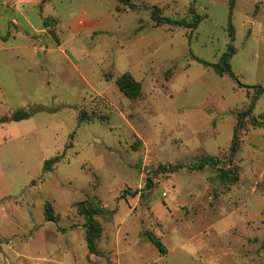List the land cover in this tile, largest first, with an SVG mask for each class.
Masks as SVG:
<instances>
[{
	"label": "rangeland",
	"instance_id": "1",
	"mask_svg": "<svg viewBox=\"0 0 264 264\" xmlns=\"http://www.w3.org/2000/svg\"><path fill=\"white\" fill-rule=\"evenodd\" d=\"M234 1L0 0V264H264V0ZM156 7L203 20L155 26ZM86 200L115 211L99 254Z\"/></svg>",
	"mask_w": 264,
	"mask_h": 264
},
{
	"label": "trees",
	"instance_id": "2",
	"mask_svg": "<svg viewBox=\"0 0 264 264\" xmlns=\"http://www.w3.org/2000/svg\"><path fill=\"white\" fill-rule=\"evenodd\" d=\"M122 5L125 7L133 8L135 7L132 0H119ZM235 1L230 0V6L231 8L234 7ZM161 12V9L159 7L154 8L152 19L154 21L155 26H160L162 24H169L172 26H186L189 28H194L199 25V23L203 20L202 14H199L195 11L193 20L190 22L186 20L185 18H174L169 16H162L159 13ZM52 23V22H51ZM45 24L49 25L50 22L46 21ZM234 55V49L233 46H230L228 51L223 55L222 62L217 65V70L220 74L225 73H232L231 63L230 60L232 56ZM116 83L118 84L120 90L129 98L135 99L141 96L142 94V84L137 81L132 74L126 72L121 74L117 79ZM254 102L250 105V112H253L254 109ZM31 116L30 112L28 111H17L15 112L10 119L11 120H20L23 118H29ZM8 117H4L1 119V122L8 121ZM81 120H84V115L82 114L80 117ZM253 121L256 122V118H253ZM237 148V142L234 141L232 145V150L236 151ZM59 157H55L52 159H49L45 162V168H52L53 165L58 161ZM210 164H217V157L216 156H207L199 160L197 163H194L191 165L190 168L193 169H204L207 165ZM184 167V164H174V165H166V164H160L158 169L154 171L155 175H158L160 173L165 172H174L179 168ZM221 178L224 182L226 181H232L237 182L238 176L237 174H233L230 170L224 171L222 169ZM148 186L152 185V179L148 178ZM79 211L81 214H83L86 218V228H87V242L88 247L91 253L93 254H99L100 251L96 248V240L100 237L102 233V225L99 221L96 220L95 215L100 213H107V214H114V210H110L105 208L104 206H101L99 203L94 202L93 200H86L79 202ZM46 217L48 220L54 221L56 220V217L53 213V208L51 203H47L46 205ZM149 239L154 243V245L159 249L162 255L167 253V247L164 245V243L161 241V239L155 235L154 233L147 231L146 232ZM151 264H158L156 262H153Z\"/></svg>",
	"mask_w": 264,
	"mask_h": 264
}]
</instances>
